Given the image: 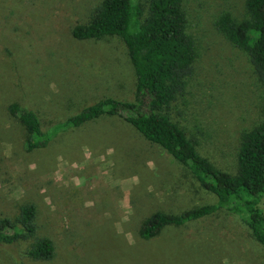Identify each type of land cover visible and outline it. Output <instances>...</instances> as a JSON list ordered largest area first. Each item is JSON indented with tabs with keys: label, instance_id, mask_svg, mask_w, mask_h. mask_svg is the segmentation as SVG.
Listing matches in <instances>:
<instances>
[{
	"label": "rangeland",
	"instance_id": "rangeland-1",
	"mask_svg": "<svg viewBox=\"0 0 264 264\" xmlns=\"http://www.w3.org/2000/svg\"><path fill=\"white\" fill-rule=\"evenodd\" d=\"M103 0H0V219L36 207V237L54 245L49 262L27 256L31 241L0 247V264H264V246L221 210L142 239L157 211L178 215L214 204L189 170L118 117L58 132L26 152L12 103L32 110L42 131L104 98L133 101L135 76L116 36L77 40ZM197 57L186 93L165 111L197 151L235 174L244 132L262 120L263 88L247 55L215 23L244 20L245 0H183ZM264 208V201L262 204Z\"/></svg>",
	"mask_w": 264,
	"mask_h": 264
},
{
	"label": "trees",
	"instance_id": "trees-1",
	"mask_svg": "<svg viewBox=\"0 0 264 264\" xmlns=\"http://www.w3.org/2000/svg\"><path fill=\"white\" fill-rule=\"evenodd\" d=\"M182 3L183 0H103L88 23L72 29L77 40L116 36L123 42L136 80L133 101L104 98L47 131H42L32 110L18 103L10 104L8 113L25 129L26 152L45 148L58 132L101 117H118L187 168L200 188L216 197L214 204L178 215L153 213L140 225L138 234L142 239H152L166 227H181L224 210L236 215L264 246V0H245L247 17L240 22L223 13L215 23L216 29L247 55L263 88V120L241 135L235 174L219 170L204 158L197 151V141L165 112L185 95L197 57L194 40L186 33ZM36 229V207L22 204L14 219H0V247L31 241L27 256L33 261H51L54 245L46 237H36Z\"/></svg>",
	"mask_w": 264,
	"mask_h": 264
}]
</instances>
